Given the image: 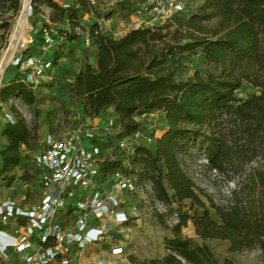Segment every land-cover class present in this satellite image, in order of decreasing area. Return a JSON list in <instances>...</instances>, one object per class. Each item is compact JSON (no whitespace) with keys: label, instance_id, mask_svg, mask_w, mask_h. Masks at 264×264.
Here are the masks:
<instances>
[{"label":"trees","instance_id":"obj_1","mask_svg":"<svg viewBox=\"0 0 264 264\" xmlns=\"http://www.w3.org/2000/svg\"><path fill=\"white\" fill-rule=\"evenodd\" d=\"M3 1L16 13L21 9L22 0ZM37 1L51 6L58 18L67 14L71 31L62 34L71 41L79 38L74 28L83 24L76 2L65 8L55 0H34L32 7H37ZM75 1L86 11L94 7L90 0ZM199 2V7L183 18L162 26L134 27L119 38L103 33L96 23L91 36L98 49V73L91 65L80 70L71 92L83 98L90 116L115 107L125 134L140 129L142 122L136 114L162 110L168 132L156 138L153 146L137 145L131 162L143 170L140 176L149 179L155 197L169 209L174 201L184 199L202 209L193 214L178 211L172 226L174 235L166 239L173 252L157 259L133 258L135 263L236 264L230 258L220 261L208 244L181 234V228L194 218L202 239L228 240L230 251L258 248L264 264V0ZM9 25L0 22V27ZM172 25L173 30L164 31ZM197 50L217 72L195 71L188 79L177 81V61L167 64V56ZM244 81L252 83L259 93L236 96ZM13 95L30 105L35 101L33 89L19 80L6 85L0 98L5 102ZM36 131L37 124L30 126L20 113L14 122L6 123L3 134L8 145L2 155L7 167L20 163L21 146L29 143ZM195 145L203 149L210 166L227 175L242 173L256 159L263 160V165L250 168L232 205L217 206L204 190H197L182 167L179 153H188ZM121 165V158L105 159L101 171L111 172ZM205 197L219 220L211 215Z\"/></svg>","mask_w":264,"mask_h":264},{"label":"rangeland","instance_id":"obj_2","mask_svg":"<svg viewBox=\"0 0 264 264\" xmlns=\"http://www.w3.org/2000/svg\"><path fill=\"white\" fill-rule=\"evenodd\" d=\"M32 3L31 5L33 4ZM60 4L61 0H55ZM144 1V0H142ZM185 5V12L189 15L194 12L200 5L199 0H180ZM76 2V3H74ZM23 3V0H22ZM74 6L79 8L80 21L83 24L82 34H90L91 28L97 23L103 33L111 34L114 37L124 35L129 29L141 26H162L179 16H185V13L176 14L172 19H155L149 10H145L142 17L135 12L134 0H96L94 7L90 11L81 9L77 1H73ZM145 3V2H142ZM37 7H31L29 15V26L26 29L25 38L28 40L30 35L34 36V41H26L24 45L19 46L16 55L19 54H37L42 52V28L51 27L56 34H61L69 30L70 21L66 14L63 18L57 17L55 10L44 2L37 1ZM145 7L148 3H145ZM22 8V5H21ZM66 8V7H65ZM149 9V8H148ZM20 11L16 13L9 2L0 0V22H8L10 25L0 27V61L9 46L11 33L14 29ZM101 15V17H99ZM144 22H148V25ZM174 25L164 29L173 30ZM97 46L92 41L86 45L83 36L76 40H65L57 46L49 48L47 56L53 60V66L42 77H39L37 88L33 89L35 101L32 105L19 101H14V95L7 101L0 98V202L13 200L20 206H30L39 202L44 191L41 182V174L33 162V156L44 145L48 135L63 138L72 129L80 125L94 126L98 132V143L101 147L102 157L105 159L117 160L121 158L122 165L116 169L128 171L136 180V189L132 192H122L125 198V206L130 212L129 221L125 224L110 230L101 240L86 244L81 249L79 258L83 264H137V260H150L163 258L168 253L173 252L166 239L174 235L172 226L178 220L179 210H188L191 214L196 210L202 212L190 199L174 201L172 208L169 209L164 203L159 201L153 192L151 182L148 178L141 177L143 170L139 166H133L131 162L132 154L125 151L117 145L118 139L123 137L125 132L121 130L119 124V115L115 107H108L96 116H90L84 109L83 98H77L72 95L71 88L75 81L76 69L72 58H78L83 69L88 66L87 60L96 52ZM167 64L173 60L177 61V69L174 78L177 81L188 79L199 71L203 74L208 72H217V68L206 62L200 50L192 54H183L167 56ZM10 69L7 72L9 77L13 68H17L13 79L20 80L24 76L23 69L13 62L10 63ZM68 67L72 69L70 73ZM73 73V74H72ZM8 81L4 77L2 89ZM256 92L259 89L252 83L244 81L242 86L235 92L238 97H246L248 94ZM12 99V100H11ZM20 106L21 109L18 107ZM7 112L22 114L27 123L32 126L37 124V131L34 137L30 138L29 143L21 146V161L13 167H7L6 161L2 155V149L6 143V136L3 134L4 127L8 122ZM147 116L136 114L135 118L142 122L140 128L144 133L153 137L152 141L146 138L140 139L141 144L153 146L155 139L162 137L168 132L167 120L162 110L155 109ZM112 125V135L108 137L105 133L107 126ZM95 141V140H94ZM93 141V143H94ZM188 153L181 152V164L184 171L195 183L197 190L204 192L213 200L217 206L228 207L234 203L236 192L240 191L248 172L249 165L242 173L227 175L220 173L219 179H213L210 175L206 161L208 157L204 154L200 146H191ZM263 160H258L257 166H262ZM115 170V169H114ZM238 175H243V179ZM240 180V181H239ZM235 181L236 187L231 185ZM110 185V180H108ZM234 188L232 199L221 194V190ZM172 193V190H170ZM207 205L210 208L211 215L219 220L215 210L210 207L208 199L205 197ZM164 221V223L162 222ZM3 221L0 216V226ZM15 218H8L6 224L15 228ZM13 228V229H14ZM181 234L192 238L198 243H206L212 250L213 254L220 261L225 258L232 259L236 264H261L262 254L258 248L243 249L240 251H230V242L225 239H202L197 231L194 218H190L186 225L181 228ZM120 246L121 253H113V247ZM12 257L20 256L17 249L7 250ZM184 263L186 261L184 260ZM19 264V263H18Z\"/></svg>","mask_w":264,"mask_h":264},{"label":"built area","instance_id":"obj_3","mask_svg":"<svg viewBox=\"0 0 264 264\" xmlns=\"http://www.w3.org/2000/svg\"><path fill=\"white\" fill-rule=\"evenodd\" d=\"M73 1L61 0L60 5L67 8ZM90 1L93 5L96 3V0ZM134 2L135 12L140 17L145 10L160 20L186 14L185 5L180 0ZM142 2L148 5L145 7L146 4ZM144 23L148 25V22ZM74 29L79 36H83L86 45L91 44V35L82 34V26ZM67 31H71V28ZM41 33V53L15 54L11 60L23 69L21 81L32 89L37 88L38 78L53 66V60L47 56L49 48L67 40V34H56L49 26H44ZM26 41L32 43L34 36L30 35L20 44L24 45ZM15 99L20 100L18 96ZM18 108L21 109L20 106ZM148 114L145 112L142 117ZM6 116L8 122L16 120L14 113L7 112ZM112 125L106 127L108 131L105 135L108 137L112 135ZM144 138L148 141L153 139L140 128L120 137L117 145L122 151L134 153L136 146L141 144L140 139ZM104 160L94 126L80 125L63 138L48 135L44 145L33 156L44 186L39 202L30 206H20L13 200L0 202L3 221L6 223L8 218L16 220L12 232L0 228V264H83L79 255L86 244L101 240L110 230L128 222L130 212L125 206L122 192L134 191L136 180L123 169L102 172L101 163ZM258 160L252 161L249 167L256 166ZM205 164L213 179L218 180L221 172L210 166L208 160ZM238 176L241 179L244 177ZM108 180L111 181L110 185ZM231 185L235 188V181ZM234 188L226 187L221 194L232 199ZM9 249H17L20 256H10L7 252ZM121 249L117 245L113 247V253L119 254Z\"/></svg>","mask_w":264,"mask_h":264},{"label":"bare ground","instance_id":"obj_4","mask_svg":"<svg viewBox=\"0 0 264 264\" xmlns=\"http://www.w3.org/2000/svg\"><path fill=\"white\" fill-rule=\"evenodd\" d=\"M32 0H23L22 8L20 9V14L15 23L14 29L11 33L9 46L6 48L5 53L0 62V87L2 86L5 73L10 66L12 57L16 54L20 42L26 39V29L29 26V15H30V5Z\"/></svg>","mask_w":264,"mask_h":264},{"label":"crops","instance_id":"obj_5","mask_svg":"<svg viewBox=\"0 0 264 264\" xmlns=\"http://www.w3.org/2000/svg\"><path fill=\"white\" fill-rule=\"evenodd\" d=\"M121 36H122V35H121ZM115 37H116V38H119L120 36H115ZM94 51H95V52L97 51L96 48L94 49ZM96 55H97V52H96L95 54L91 55V56L89 57V60H87L88 65H91V67H92V71H93L94 73H98L97 57H96ZM72 61H73V64H74V69H76V73H78L80 70L83 69V67L81 66V62L79 61L78 58H72ZM9 69H10V67L7 69V71H6V73H5V76H6L7 81H8L7 85L10 84L12 81L15 80V79H13V75H14L15 71L17 70L16 67L13 68L14 70H12L11 73H10V75H9V77H7V72H8ZM68 71L71 73V72H72V69L68 67ZM72 74H73V73H72ZM19 81H20V80H19ZM7 145H8V138H7V136H6V143H5V146H4L3 149H5V148L7 147ZM3 149H2V150H3ZM97 224H98V223H97ZM0 228L4 229V230H6V231L12 232L14 227H13V226H9V225H7L6 223H2L1 226H0Z\"/></svg>","mask_w":264,"mask_h":264},{"label":"water","instance_id":"obj_6","mask_svg":"<svg viewBox=\"0 0 264 264\" xmlns=\"http://www.w3.org/2000/svg\"><path fill=\"white\" fill-rule=\"evenodd\" d=\"M32 7V5H30V8Z\"/></svg>","mask_w":264,"mask_h":264}]
</instances>
